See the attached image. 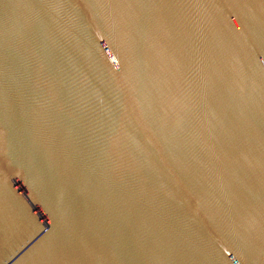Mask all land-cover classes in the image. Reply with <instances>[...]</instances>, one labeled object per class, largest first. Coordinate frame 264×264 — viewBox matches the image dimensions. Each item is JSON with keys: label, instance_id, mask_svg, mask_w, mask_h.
I'll use <instances>...</instances> for the list:
<instances>
[{"label": "water", "instance_id": "1", "mask_svg": "<svg viewBox=\"0 0 264 264\" xmlns=\"http://www.w3.org/2000/svg\"><path fill=\"white\" fill-rule=\"evenodd\" d=\"M0 264H264V0H0Z\"/></svg>", "mask_w": 264, "mask_h": 264}]
</instances>
